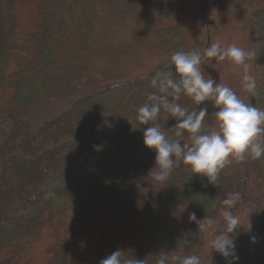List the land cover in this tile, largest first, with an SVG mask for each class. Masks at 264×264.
<instances>
[{
  "label": "trees",
  "instance_id": "trees-1",
  "mask_svg": "<svg viewBox=\"0 0 264 264\" xmlns=\"http://www.w3.org/2000/svg\"><path fill=\"white\" fill-rule=\"evenodd\" d=\"M101 1L106 18L99 0H0V264H99L117 248L122 259L143 264H156L163 253L168 264H181L186 255L206 264L198 249L203 233L188 217L195 212L224 224L221 201L229 193L239 194L233 214L248 204L255 209L250 230L236 240V264H264V158L223 169L214 185L182 162L164 184L149 173L155 152L144 147L148 125L138 123L137 110L158 91L152 78L174 72L175 52L201 47L194 27L176 22L184 18V1ZM194 3L206 15V0ZM246 5V47L257 83L247 103L264 109V0ZM143 18H151V29L134 26ZM118 24L134 31L111 49ZM142 55L166 63L136 80L102 87L94 79L89 93L77 88L101 66ZM201 67L216 81L218 63L205 59ZM53 96L69 108L31 135L25 116ZM178 102L189 111L208 108L204 133L216 123L211 102L197 106L183 95ZM167 117L161 111L158 123L171 136L177 121ZM179 139L191 144L187 134Z\"/></svg>",
  "mask_w": 264,
  "mask_h": 264
},
{
  "label": "clouds",
  "instance_id": "clouds-1",
  "mask_svg": "<svg viewBox=\"0 0 264 264\" xmlns=\"http://www.w3.org/2000/svg\"><path fill=\"white\" fill-rule=\"evenodd\" d=\"M252 56V52L236 45L222 47L220 42H215L205 48L203 53L175 52L171 56L174 72H158L152 78L151 86L158 91L149 94L151 103L138 108L136 119L140 125H148L143 131V144L155 152L154 167L149 172L155 183L164 184L173 169L182 162L193 175L206 177L208 183L214 185L220 172L232 161L244 163L249 158H264V109L246 103L230 87L216 83L201 67L205 59L216 63L228 60L243 70V90L254 95L257 83L255 77L249 74L248 62ZM182 95L197 106L211 102L218 130L204 133L208 108L198 107L197 110L189 111L178 102ZM161 111L168 114L167 118L172 117L177 121L169 130L174 133L171 136L161 130L158 123ZM186 134L191 140L190 145L182 144L179 139ZM238 199V193H229L221 201L224 231L210 241L212 252L228 260V264H236L238 260L235 238L230 235L241 228L239 217L232 212ZM188 219L195 222L201 233L210 232L216 224L212 217L198 219L195 212H191ZM251 239L254 242L256 238ZM123 256L124 252L117 248L101 259L99 264H143V261L133 258L122 259ZM156 264H168V255L161 254ZM181 264L202 262L197 255H186Z\"/></svg>",
  "mask_w": 264,
  "mask_h": 264
},
{
  "label": "rangeland",
  "instance_id": "rangeland-1",
  "mask_svg": "<svg viewBox=\"0 0 264 264\" xmlns=\"http://www.w3.org/2000/svg\"><path fill=\"white\" fill-rule=\"evenodd\" d=\"M105 1L108 2V0ZM183 1L184 18L178 16L176 22L178 23L185 21L187 24H190L194 27L198 43L201 45L197 51L202 52L205 48L209 47L215 42H220L222 47L236 45L247 51L246 36L248 20L246 16V0H206V15L196 13L197 7L194 3L195 0ZM99 2V7L102 12L101 18L108 17L109 12L107 11L109 8L106 7L104 1L99 0ZM203 17L208 18V20H204ZM25 19H27V16L23 18V22L29 23V20ZM150 20L151 18H148L147 20H144L143 18V22L140 25L134 26H137L139 29H141L140 31L149 30L152 28L148 25ZM155 26L158 25L155 24ZM31 27L32 25L28 26L27 28ZM132 31H134V29L127 26L126 24L116 25L112 29L113 33L111 34V37L113 44L111 49H114L115 45L117 48V44L126 41ZM165 42H167V40ZM164 58L165 57L142 55L140 58H138V60H134L133 62L126 63L122 60L121 63H119L121 65L113 66L111 68L109 67L110 69H102L103 66H101V68H98L99 72L97 75H95L92 79H85V81H82L77 88L81 90L84 88L86 93H89L88 90L91 89L90 85L91 83H94V79H100L99 84L104 87L109 84L116 85L127 80L143 78L156 66L165 64L166 62H163ZM210 62L211 61L206 59L207 64H210ZM248 62L250 64L249 74L254 76L252 64L250 61ZM218 65L219 68L218 74L216 76V83L230 87L241 99L247 103L249 94L246 93L242 87V76L244 74L243 70L232 65L228 60L220 62ZM87 84L89 86L85 87ZM69 106V101L64 100L61 96H53L48 102H46V104L30 110L25 116V121L28 125L31 135L35 134L39 126L43 125L46 121L58 116L61 112L67 110ZM162 124H164V121H162L160 125ZM205 128L208 131L207 133L218 130L216 123H210L206 125ZM3 141L4 139L0 137V148L3 146ZM45 148H49V146H46ZM237 164V162L232 161L225 166L224 171H234ZM158 208H160L159 204ZM234 215L239 217L241 227L236 233L230 234L234 236L236 243L238 237L247 231L249 225L254 220L255 209L251 204H248L238 208ZM223 231L224 224L216 221L214 228L210 230V232L202 234L198 242V249L200 251L201 257L206 260V264H221L223 261H225V259L222 258L218 253L212 252L213 250L210 247L211 239ZM261 244H264V239L262 240Z\"/></svg>",
  "mask_w": 264,
  "mask_h": 264
},
{
  "label": "bare ground",
  "instance_id": "bare-ground-1",
  "mask_svg": "<svg viewBox=\"0 0 264 264\" xmlns=\"http://www.w3.org/2000/svg\"><path fill=\"white\" fill-rule=\"evenodd\" d=\"M31 134V133H30Z\"/></svg>",
  "mask_w": 264,
  "mask_h": 264
}]
</instances>
